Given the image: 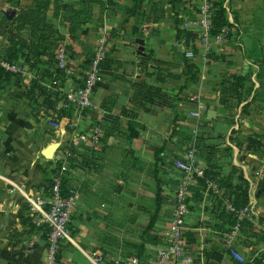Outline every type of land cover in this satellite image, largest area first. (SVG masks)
I'll return each instance as SVG.
<instances>
[{"label": "crops", "instance_id": "0c3cea01", "mask_svg": "<svg viewBox=\"0 0 264 264\" xmlns=\"http://www.w3.org/2000/svg\"><path fill=\"white\" fill-rule=\"evenodd\" d=\"M141 1L95 0L86 5L80 0H66L78 9L89 10V19L78 26L73 36L66 13L54 16L55 0H51L47 15L65 35L62 42L73 51V56L69 57V72L80 77L77 69L82 68L86 59L93 60L103 40L107 55L99 65L102 80L92 94L91 106L72 110L71 116L60 117L58 131H38L35 138H40L45 143L43 146L32 141L31 132L36 129H28L29 132L22 130L20 125L24 122L25 128L33 124L31 118L34 117L29 108L33 104L26 96V87L34 73L24 58L17 61L24 69L22 78H13L0 88V146L10 140L22 144L21 139L30 136L29 146L21 145L17 149L33 159L27 165L25 157L22 167L20 161H6L0 149V170L7 178L0 181V264L43 263L48 232L40 213L32 210L28 197L45 193L40 184L52 176L58 161L63 165L64 159L59 156H67V153L69 169L65 173L77 197L71 238L62 245L58 264H99L96 261L98 253L108 259L138 257L150 261L162 244L166 227L173 217L174 194L180 174L174 170L171 159L180 152L194 159L205 175L214 163L218 167L212 170L220 173L214 179L218 182L219 193L208 195L203 189L201 199L193 201L188 231L194 233L196 242L188 243V248L204 255L205 264L252 263L260 244L264 249V242L250 236V226L264 232V176L256 175L261 168L264 171L263 151L255 149L250 142L246 153L235 146L239 136L256 138L258 135L264 142V0H224L231 27L215 36L210 33L205 39L197 34L194 42L198 49L194 54L197 80L188 85L187 76L180 67L170 70L175 76L165 83L157 82L152 75L155 64L149 62L148 68H143L141 61L145 54L174 62L175 48L186 54L191 49L176 39L174 6L170 0ZM155 1H159L165 11L164 17L158 20L154 14L146 21L126 11V8H135L149 14ZM203 3L204 0H183L182 7L177 5L176 9L178 13L182 9L185 16L191 15L198 12ZM32 4L33 0H16V3L0 0V13L13 19ZM13 12L15 14L10 17ZM134 26H138V30ZM182 27L196 32L190 25ZM21 34L30 39V28H24ZM8 45L6 35L0 32V60ZM212 53L224 59L213 58ZM46 59L44 55L42 60ZM89 68L84 70L85 74ZM233 74L249 75L253 83L251 93L243 91L241 99L223 94L225 83L232 81ZM76 77L66 78L65 92L79 85ZM136 80L161 85L168 92L179 94L180 100L175 102V108L157 104L151 105L149 112L138 108L132 103ZM109 96L116 98L111 111L107 110L110 104L103 107ZM222 98H226V104ZM62 106L63 102L58 101L57 107ZM124 109L135 113L141 125L137 128L139 135L131 140L128 139L131 117L123 113ZM39 111L45 117L51 113L45 112L42 106ZM98 128L101 131L95 140L92 135ZM212 139L219 141L211 143ZM55 143L59 147L54 157L47 159L43 150ZM213 144L217 148L211 156L208 146ZM12 150L8 153L12 154ZM235 169L236 175H242L249 183L247 207L254 208L243 216L249 221L248 225L239 227L237 224L228 230H219L215 228L217 208H214L217 197L223 194L219 179ZM33 177L37 180L31 181ZM237 182L238 179L234 181ZM193 185L199 186V181ZM206 189L208 193L212 191L208 184ZM158 201L159 210L150 233L158 235L160 240L156 244L144 242V231L151 224ZM195 220H198L196 225H192ZM209 232L213 236L230 234L234 238L223 247L201 242V236L206 237ZM213 247L223 254L221 261L205 255L204 252ZM191 264H203V261Z\"/></svg>", "mask_w": 264, "mask_h": 264}, {"label": "trees", "instance_id": "16d2710c", "mask_svg": "<svg viewBox=\"0 0 264 264\" xmlns=\"http://www.w3.org/2000/svg\"><path fill=\"white\" fill-rule=\"evenodd\" d=\"M8 1L16 3V0ZM80 1H83L86 5L95 2V0ZM138 1L142 2L141 0ZM170 1L174 6V22L177 30L176 39L183 41L187 48L191 49L194 54H197L198 49L194 43L197 33L191 29L182 27V19L179 17V13L176 9L177 5L180 6L182 4L183 0ZM211 3L212 28L210 33L212 36H215L224 28L231 27V23L227 18V10L224 7V0H215L214 2L211 1ZM50 4L51 0H33V4L30 7L21 10L13 19H9L4 14L0 13V32L6 35L9 41V45L3 55V60L11 65L16 63L20 58H24L27 65L34 73L33 79L26 87V96L28 97L30 104L36 102L35 104H37L38 109L42 106L45 108V112L51 111V113L57 114L58 118H60L63 116H71V111L75 109L65 98L66 96L63 86L68 76L75 78L76 75L75 73L67 71L70 67L69 63L65 69H61L56 66V49L65 39V35L47 15ZM126 11L131 16H137L138 18L142 17L146 21L152 18L151 14L155 15V20H158L164 17L165 12L159 1H155V3H153L149 14H147L146 11H140L135 8H126ZM60 12L66 13L65 19H67L71 25L70 31L73 36L75 35L78 26L89 19V10L87 8L78 9L75 7V4L67 3L62 0H55L54 16H57ZM26 27L30 28V39L23 37L21 34V31H23ZM134 29L138 30V26H134ZM174 50L176 51L174 62L157 59L149 53L142 56L141 64L145 70L148 68L149 62L155 64V72L152 73V75H155V79L159 83H165L170 77H174L175 75L171 73L170 70L175 67L183 69V73L187 76L186 85L195 82V80H197L198 66L195 63L194 58L188 57L185 51L181 52L176 48ZM67 51L69 53V57L73 56V51L68 46ZM44 55L48 57L45 61L42 60ZM211 57L224 59V56L216 55L214 53L211 54ZM91 65L92 59H86L82 64V68L77 69V76L80 77H76V80L77 83H79V86L84 84V79L86 77L84 70L89 67L91 68ZM13 78L21 79L22 73L14 72L3 65H0V88L4 83L11 81ZM54 81L57 82V84H54ZM226 83L223 89L225 97L232 94L241 99L243 91L251 93L253 89V83L249 75L233 74L232 81L229 80ZM95 89L96 87L94 90ZM133 89L134 94L132 97V103L147 112L151 111V105L153 104L175 108L177 105L175 102L180 100L179 94L170 93L165 90L163 86L151 84L146 80H136L133 83ZM39 100H42V102H39ZM58 101L63 102V106L61 108L57 107ZM115 102V96H109L104 100L103 107L110 104V107H107V110L111 111ZM222 102L226 104V98H222ZM32 113L34 114L33 111ZM123 113L131 117L128 129V139L131 140L139 135L137 128L141 127V125L136 121L135 113L128 112L125 109L123 110ZM249 142L255 149L259 150L264 147V142L256 138L251 137ZM216 146L217 145L208 146L211 156L216 152ZM211 158H209V160ZM38 166L39 165H37V168ZM216 167H218V164L216 163L211 165L212 169H216ZM61 168V162L58 161L56 168L53 170L52 176L48 177L40 184V187H42L45 192V196L49 197L52 194L54 178L57 176L61 177V188L63 194L65 196H69L71 194L72 188L71 185L68 184L67 174L65 172L61 173ZM212 169L206 173L205 177H199L197 179V181H199V186L192 185L190 187L194 192L192 197L193 201L201 199L202 193L200 194V191L203 189L206 190L208 184L207 180L215 179L220 174ZM236 173L237 170L235 169L227 176H222L221 179H219L220 187L223 188V194L221 197H217V201L214 205V208H217L215 216L217 217V223H215V228L217 227L219 230H228L237 224H239V227L246 226L249 222L246 218L240 219L238 215L239 212L249 204V183L242 175L237 176ZM237 179L238 182L235 184L234 181ZM225 199H228L231 202V205L234 208L233 212L227 211V208L224 205ZM159 203L160 201L157 202L156 213L154 211L152 214L150 226L144 231V242H152L156 244L160 240L158 235L150 233L152 224L155 222V217L159 210ZM43 227L47 230L46 232H49V227L47 225H43ZM250 232L251 238L264 242V232L262 233L256 231L255 229H251V226ZM186 239L188 243L196 242L194 233L189 231L186 232ZM139 251H142L141 248ZM61 252L62 251L60 250L58 262L61 260ZM204 253L208 259H214L216 261H221L223 259V254L217 247L206 250ZM263 262L264 256H261L255 257L252 263L240 264H263Z\"/></svg>", "mask_w": 264, "mask_h": 264}, {"label": "built area", "instance_id": "2783aa9c", "mask_svg": "<svg viewBox=\"0 0 264 264\" xmlns=\"http://www.w3.org/2000/svg\"><path fill=\"white\" fill-rule=\"evenodd\" d=\"M66 1V0H62ZM211 1L204 0V3L199 7L196 14V21L190 19L184 21L183 26L191 25V28L197 32L200 38L205 39L210 35L212 28V14H211ZM107 47L105 40L101 41V44L97 46L95 56L92 60L91 68L86 73L84 84L82 86H75L66 90L65 98L70 102L75 109H84L91 106V97L94 92V88L101 83L102 75L99 70V65L106 58ZM187 56L194 58V53L190 50L187 52ZM56 66L65 69L69 63V53L65 43L61 42L56 49ZM0 65L14 71L22 72L24 69L18 62L14 64H8L4 60H0ZM68 71V69H67ZM57 84V82H53ZM51 121L53 127L58 131L61 129V121L57 114L50 113L46 117ZM100 128L96 129L92 137L97 140ZM64 154V153H63ZM68 156V153H67ZM67 156L62 154L59 159L63 160L61 173L66 172L68 168ZM174 170L179 172V178L177 179L175 194H174V213L170 219L166 232L164 233V240L159 245L154 256L150 261H143L138 257H132L123 259L117 257L114 259L104 258L102 253H98L96 261L99 264H176L186 263L191 261L188 251V241L186 239V231L184 229L187 219L191 215V207L193 204L192 197L194 192L191 190V186L196 183L199 177H204L205 173L202 167H200L194 159L190 157H179L172 161ZM208 185L211 187L214 194L219 193L218 182L214 179L208 181ZM15 187V186H14ZM29 202L32 210L40 213L42 216V224L49 227L48 238L46 240V256L42 264H58V255L62 245L65 244L71 238L72 230V216L76 204V191L71 192L69 196L63 194L61 188V177L54 178V184L52 194L47 197L44 194L29 195ZM225 206L228 211L233 212L234 208L231 202L226 199ZM249 214V208L246 206L239 212L240 219L243 216Z\"/></svg>", "mask_w": 264, "mask_h": 264}, {"label": "rangeland", "instance_id": "374dc122", "mask_svg": "<svg viewBox=\"0 0 264 264\" xmlns=\"http://www.w3.org/2000/svg\"><path fill=\"white\" fill-rule=\"evenodd\" d=\"M214 1H212V2H214ZM180 7H182V6H180ZM183 8H184V6H183ZM179 13L181 14L180 17L182 18V25H184V21H189L190 19L196 18V14H197V12H195V13H190L191 15H187L186 14V16H185L184 11L182 9L180 10ZM195 21H196V19L193 20V22H195ZM35 103L36 102H33L32 103L33 105H30L29 106V108L34 112V117L31 118V121H32L33 124L27 125V127H25V128H24V126H25V123L24 122H22L20 125H21V129L22 130L25 129V131H29L30 132V130H28V129H33V128L36 129V130H34L35 132H31L32 141L35 140L36 141L35 142L36 144H41V146H43V144H45V143L41 142L42 140L40 138H35V134L38 131H40L41 133H44L46 131H55L56 129L53 127L51 121H49L44 115H42V116L40 115V111L38 109V106ZM73 110H77V109H73ZM35 113H37V114H35ZM31 131H33V130H31ZM256 139L263 140V137H260V136L256 135ZM29 140H30V136L28 138H24V140L21 139L22 144H19V142L17 143V142H15L13 140L8 141L7 144H4V143L1 144L0 149H1V152H2L3 156L6 158V161H9V162H12V161L19 162L20 161V162L23 163L24 162V158L27 157L28 159L26 160V162H28L27 165H29V161H33L32 156H30L29 154L24 153L23 151L22 152H18V149H17V147H21V145H22V147L29 146V144L31 142ZM236 140L237 141L235 143V146L237 148H240L242 150V152L244 151V153L249 152L247 146L249 144L250 137L248 138V137H245L244 136L242 138V137L239 136L238 139H236ZM211 141H212L211 143H215V142L219 141V139L218 140L212 139ZM201 143L202 144L204 143V145L207 144V142H203V141H201ZM213 145H215V144H213ZM8 147L10 148L9 150H12V149L14 150V152H12V154H9L8 153L9 152ZM260 151H263V155H264V149L262 148ZM260 153H262V152H260ZM178 155L179 156L173 155V157H172L171 160L174 161V160L178 159L179 157H181V158L183 157V154L181 152ZM4 157H2V158H4ZM37 161H39V159ZM26 162H24V163H26ZM24 163H23L22 167H24ZM258 173L261 174L262 176H264V171H263L262 168L257 171V173H256L257 176H258ZM2 179H7V178H6V175L3 173V170H0V181ZM36 180L37 179H35L33 177V179L31 181H36ZM205 192H207L208 195H212L213 194V192H209L208 193L207 189H206ZM208 206L209 207H212V205H208ZM253 208L254 207L251 205L250 206V209L253 210ZM250 209H249V212H250ZM188 221H189V219H187V223L185 224V227H184V229H185L186 232L190 229L189 226H191V224L188 223ZM195 221L196 222H193L192 225H196V223H197L198 220H195ZM204 236L205 235L201 236V238L203 237V239H200L201 242H204L205 241V243L206 242L207 243H210V245L217 244V245H220V247L225 246V244L231 243V241H233V238H234V236L233 235H230V234L222 235V236L221 235L213 236L211 234V232H209L206 235V237H204ZM257 250L258 251H257L256 257L264 256V249L261 248V244L259 245V248ZM187 251H188L187 253L191 257V260L199 261V262L202 260L203 261V264H205V262H204L205 261V258L203 257L204 255H200V254L197 253L196 250H191L190 248H188ZM199 259H201V260H199ZM194 261H188L185 264H191ZM181 264H184V263H181Z\"/></svg>", "mask_w": 264, "mask_h": 264}, {"label": "water", "instance_id": "95a60500", "mask_svg": "<svg viewBox=\"0 0 264 264\" xmlns=\"http://www.w3.org/2000/svg\"><path fill=\"white\" fill-rule=\"evenodd\" d=\"M15 14V12L12 13L11 16H13ZM1 140V139H0ZM59 147L58 143L55 144H51L49 146H47L44 150H43V155L47 158V159H52L55 155V151L57 150V148Z\"/></svg>", "mask_w": 264, "mask_h": 264}]
</instances>
